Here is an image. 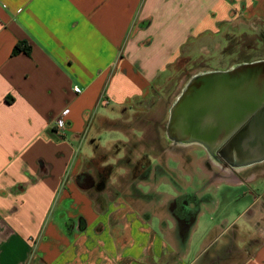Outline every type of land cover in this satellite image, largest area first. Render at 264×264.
I'll return each instance as SVG.
<instances>
[{"label": "crops", "instance_id": "crops-1", "mask_svg": "<svg viewBox=\"0 0 264 264\" xmlns=\"http://www.w3.org/2000/svg\"><path fill=\"white\" fill-rule=\"evenodd\" d=\"M255 21L264 0H0V264H264V176L171 195L82 174L89 126L145 113L185 46Z\"/></svg>", "mask_w": 264, "mask_h": 264}, {"label": "rangeland", "instance_id": "rangeland-1", "mask_svg": "<svg viewBox=\"0 0 264 264\" xmlns=\"http://www.w3.org/2000/svg\"><path fill=\"white\" fill-rule=\"evenodd\" d=\"M227 28L230 30L218 31L215 37H201L184 47V59L175 62L165 72L164 79L158 85V99L145 113L124 111L119 118L113 119L118 111L100 108L101 114L113 120H97L93 126H89L92 129L89 140L92 139L91 145H94L93 150L88 147L86 172L82 173L84 180L96 181L98 176L106 181L109 175L111 179L118 176L116 184L108 179L104 187L111 192H123L129 188L133 190L136 185L135 192H140V189L148 192L152 185L154 190L175 195L178 190L190 193L194 186L197 187L198 180L207 181V175L237 177L241 180L264 176V160L234 167L224 163L218 155H211L201 145L173 143L163 132L169 107L192 75L264 58V21ZM147 177L156 183L143 184ZM220 187L222 189L225 185L221 184ZM213 188L210 187L211 190ZM232 190L240 193L238 188ZM180 198L183 203L189 201L186 194ZM139 205L140 202H137V208H140ZM175 206L179 205L175 203L171 212L178 218L183 217L176 214Z\"/></svg>", "mask_w": 264, "mask_h": 264}, {"label": "water", "instance_id": "water-1", "mask_svg": "<svg viewBox=\"0 0 264 264\" xmlns=\"http://www.w3.org/2000/svg\"><path fill=\"white\" fill-rule=\"evenodd\" d=\"M163 132L234 167L264 160V58L192 75L169 107Z\"/></svg>", "mask_w": 264, "mask_h": 264}, {"label": "trees", "instance_id": "trees-1", "mask_svg": "<svg viewBox=\"0 0 264 264\" xmlns=\"http://www.w3.org/2000/svg\"><path fill=\"white\" fill-rule=\"evenodd\" d=\"M25 52L26 54L29 53V47L25 44V42H17L14 46H13V49H12V54H16V53H19V52ZM254 61V60H253ZM176 216V215H175ZM193 218H194V211H191V210H187L185 215H183V217L181 218H178L176 216V219L177 221L182 224V225H185V224H191L192 221H193Z\"/></svg>", "mask_w": 264, "mask_h": 264}, {"label": "built area", "instance_id": "built-area-1", "mask_svg": "<svg viewBox=\"0 0 264 264\" xmlns=\"http://www.w3.org/2000/svg\"><path fill=\"white\" fill-rule=\"evenodd\" d=\"M73 89H74V91H76V92H79V90H80L77 86H74Z\"/></svg>", "mask_w": 264, "mask_h": 264}, {"label": "flooded vegetation", "instance_id": "flooded-vegetation-1", "mask_svg": "<svg viewBox=\"0 0 264 264\" xmlns=\"http://www.w3.org/2000/svg\"><path fill=\"white\" fill-rule=\"evenodd\" d=\"M224 163H226L224 160H222ZM227 164V163H226ZM228 165V164H227Z\"/></svg>", "mask_w": 264, "mask_h": 264}]
</instances>
